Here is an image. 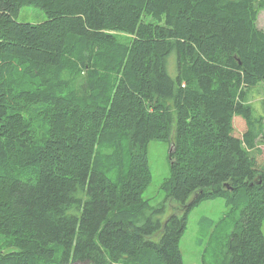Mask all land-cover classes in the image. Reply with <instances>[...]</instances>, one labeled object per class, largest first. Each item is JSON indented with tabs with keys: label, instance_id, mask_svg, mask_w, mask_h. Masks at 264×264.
Wrapping results in <instances>:
<instances>
[{
	"label": "trees",
	"instance_id": "1",
	"mask_svg": "<svg viewBox=\"0 0 264 264\" xmlns=\"http://www.w3.org/2000/svg\"><path fill=\"white\" fill-rule=\"evenodd\" d=\"M26 7L46 20L18 22ZM262 11L0 0V264H183L187 214L215 198L238 214L223 264H264ZM151 141L170 148L157 206Z\"/></svg>",
	"mask_w": 264,
	"mask_h": 264
},
{
	"label": "rangeland",
	"instance_id": "2",
	"mask_svg": "<svg viewBox=\"0 0 264 264\" xmlns=\"http://www.w3.org/2000/svg\"><path fill=\"white\" fill-rule=\"evenodd\" d=\"M45 20L44 13L32 7L22 8L17 17L21 23L37 24ZM256 27L264 33V11L258 15ZM248 99L253 116L264 120V85L250 89ZM169 150L167 142L151 141L147 145L152 180L143 197L152 206L165 198L160 186L170 174ZM261 150L264 153V147ZM187 216L186 230L179 243L183 264L225 263L227 244L238 214L230 213L222 198H215L200 202ZM262 233L264 236V221Z\"/></svg>",
	"mask_w": 264,
	"mask_h": 264
},
{
	"label": "water",
	"instance_id": "3",
	"mask_svg": "<svg viewBox=\"0 0 264 264\" xmlns=\"http://www.w3.org/2000/svg\"><path fill=\"white\" fill-rule=\"evenodd\" d=\"M263 82H264V76H263Z\"/></svg>",
	"mask_w": 264,
	"mask_h": 264
},
{
	"label": "bare ground",
	"instance_id": "4",
	"mask_svg": "<svg viewBox=\"0 0 264 264\" xmlns=\"http://www.w3.org/2000/svg\"><path fill=\"white\" fill-rule=\"evenodd\" d=\"M149 204V203H148ZM188 217V216H187ZM185 232V231H184ZM228 249V248H227Z\"/></svg>",
	"mask_w": 264,
	"mask_h": 264
}]
</instances>
